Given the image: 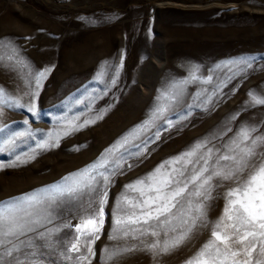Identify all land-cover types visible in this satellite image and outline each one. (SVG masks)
I'll list each match as a JSON object with an SVG mask.
<instances>
[{
  "label": "rangeland",
  "instance_id": "rangeland-1",
  "mask_svg": "<svg viewBox=\"0 0 264 264\" xmlns=\"http://www.w3.org/2000/svg\"><path fill=\"white\" fill-rule=\"evenodd\" d=\"M250 58L251 67L232 63ZM0 89V208L24 194L47 196L71 183L70 174L122 154L119 168L107 164L114 174L89 257L112 264L106 250L139 243L110 239L121 195H138L126 186L201 141L215 155L243 127L264 136V105L253 102L264 97V0H0ZM172 93L177 99L168 103ZM231 186L214 187L185 245L159 257L130 252L119 264H186L212 238ZM84 214L78 202L54 206L46 227L59 231L48 241L30 233L20 247L41 252L44 264H75L61 253ZM11 261L0 249V264Z\"/></svg>",
  "mask_w": 264,
  "mask_h": 264
},
{
  "label": "snow or ice",
  "instance_id": "snow-or-ice-1",
  "mask_svg": "<svg viewBox=\"0 0 264 264\" xmlns=\"http://www.w3.org/2000/svg\"><path fill=\"white\" fill-rule=\"evenodd\" d=\"M253 59L232 63L251 67ZM122 64L123 61L121 67ZM49 71L44 69L36 74L37 88ZM103 75L99 73L97 79L101 80ZM118 75L119 68L116 70ZM115 82L113 78L112 83ZM2 94L3 89H0ZM176 99L175 93L165 95L168 103ZM253 102L264 105V97L253 95ZM15 103L24 107L19 100ZM166 110V106L158 108L153 120L146 121L140 130H146ZM28 111H33V107ZM255 132L254 127L241 128L225 146V151L216 150L215 155L208 147L209 142L201 141L179 157L162 164L148 177L126 186L128 191L138 195L129 197L127 192L121 195L116 208L114 234L110 239L139 243L118 244L111 251L106 250L107 259L112 264H119L126 254L135 251H146L159 257L185 245L193 238L197 223L203 221L206 201L212 198L214 187L228 181L232 186L226 193L227 203L223 215L213 227L212 238L186 264H264V156L257 159L260 155L258 149L264 150V136L255 135ZM127 143L125 138L114 147H123ZM106 151L113 153L114 149ZM120 159L103 160L90 166V171L85 169L70 174L64 179L71 183L57 186V190L47 196L24 194L14 198V204L0 208V249L4 255L12 257L10 264H44L46 258L41 252L24 250L20 245L30 233L39 240L48 241L58 232V227L47 229L46 225L52 221L54 206L59 207L65 201L78 202L85 214L74 226L76 236L61 255L74 259L75 264H89L91 245L99 239L104 225L107 187L111 183V174H114L108 172L107 164L119 168ZM70 253L78 255L72 257Z\"/></svg>",
  "mask_w": 264,
  "mask_h": 264
}]
</instances>
